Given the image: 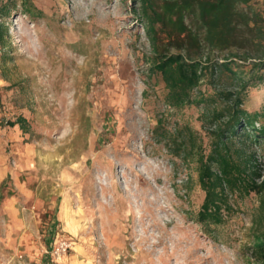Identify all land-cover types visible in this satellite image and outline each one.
Returning a JSON list of instances; mask_svg holds the SVG:
<instances>
[{"label":"rangeland","instance_id":"374dc122","mask_svg":"<svg viewBox=\"0 0 264 264\" xmlns=\"http://www.w3.org/2000/svg\"><path fill=\"white\" fill-rule=\"evenodd\" d=\"M23 2L0 0V264H260L257 197L204 228L197 162L153 136L158 118L205 135L204 108L172 109L149 77L135 0Z\"/></svg>","mask_w":264,"mask_h":264},{"label":"trees","instance_id":"16d2710c","mask_svg":"<svg viewBox=\"0 0 264 264\" xmlns=\"http://www.w3.org/2000/svg\"><path fill=\"white\" fill-rule=\"evenodd\" d=\"M34 16L33 2H23ZM137 19L151 46L150 75L165 85L172 109L204 108L205 135L158 118L154 138L175 157L195 160L205 192L197 219L205 228L231 218L255 195L250 248L264 264V107L246 105L249 91L264 83V10L251 0H135ZM11 13L2 4L1 15ZM7 27L0 25L5 48ZM212 88L206 91L202 86ZM25 129V120L18 118Z\"/></svg>","mask_w":264,"mask_h":264}]
</instances>
